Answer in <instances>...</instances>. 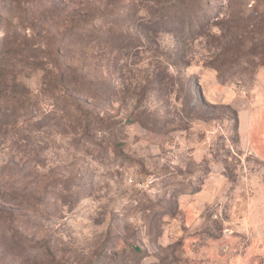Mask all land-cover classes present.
Listing matches in <instances>:
<instances>
[{"label":"rangeland","instance_id":"1","mask_svg":"<svg viewBox=\"0 0 264 264\" xmlns=\"http://www.w3.org/2000/svg\"><path fill=\"white\" fill-rule=\"evenodd\" d=\"M0 264H264V0H0Z\"/></svg>","mask_w":264,"mask_h":264}]
</instances>
